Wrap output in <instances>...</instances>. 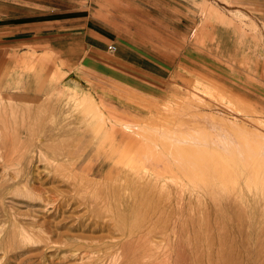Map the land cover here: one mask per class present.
<instances>
[{"label":"rangeland","instance_id":"rangeland-1","mask_svg":"<svg viewBox=\"0 0 264 264\" xmlns=\"http://www.w3.org/2000/svg\"><path fill=\"white\" fill-rule=\"evenodd\" d=\"M73 8L112 63L29 26ZM4 66L0 144L29 146L4 188L0 158V264H264V0H0Z\"/></svg>","mask_w":264,"mask_h":264},{"label":"crops","instance_id":"crops-1","mask_svg":"<svg viewBox=\"0 0 264 264\" xmlns=\"http://www.w3.org/2000/svg\"><path fill=\"white\" fill-rule=\"evenodd\" d=\"M83 1L91 2L92 0H81L82 3ZM57 15L47 17L50 19L43 20L39 24V26L37 24L39 23V21L31 22L29 23V26L33 25L36 30L43 28V27L53 28V29L55 28L54 29L55 32L53 33V35L59 36V37H73L72 33H77L76 35H79L81 39V44L78 46L82 54L81 61H80V64H82V66H85L84 64L87 59V56L85 57L82 51L84 48L86 49L88 46H90L93 49L89 53L91 60L89 61L87 60V62L91 64V63L97 62L95 59L98 60V58H100L103 61H106L105 63H112V62H109V61H112L110 60V58H106L105 56L100 57V55H101V52H103L101 47L105 45L106 39H107V35L105 34L106 32L103 29H108L107 26H109V24L115 25L114 23L110 22L109 19H104L103 17H101L100 15L96 13H93L92 16H90L89 14L85 15L84 8H79V9L73 8L69 12L61 13L60 16H57ZM42 24L43 26H41ZM105 25H106V28L104 27ZM40 35H43V34L40 33ZM90 43H93V44H90ZM109 52H112V51H109ZM120 59H124V58H120ZM5 70H6V67L5 66L2 67V69H0V74H3L5 80H8L9 78L8 76H6ZM72 77L74 78L76 84H82V81H84L82 77L80 78L79 76H77L78 77L77 78L74 75H72ZM65 85H66V82H65ZM76 90H79V89H76ZM86 97H89V96H86Z\"/></svg>","mask_w":264,"mask_h":264},{"label":"bare ground","instance_id":"bare-ground-1","mask_svg":"<svg viewBox=\"0 0 264 264\" xmlns=\"http://www.w3.org/2000/svg\"><path fill=\"white\" fill-rule=\"evenodd\" d=\"M201 78V77H200ZM35 80V79H34ZM37 80V79H36ZM35 80V81H36ZM1 85H2V83H0V87H1ZM40 85V84H39ZM201 86V85H200ZM215 87V86H214ZM201 91V90H200ZM215 91H216V94H218L219 96H221V97H223V95H225V94H223L224 92L221 90V89H219V88H217V89H215ZM206 93V92H205ZM207 93H208V91H207ZM213 94H214V92H213ZM212 95V94H211ZM3 94H1L0 93V98H3ZM210 96V95H209ZM213 96V95H212ZM9 97V96H8ZM214 97V96H213ZM215 97H216V95H215ZM10 98V97H9ZM17 98V97H16ZM217 98V97H216ZM215 98V99H216ZM228 98V97H227ZM230 98H232V99H230L231 100V102H230V100H229V102L230 103H235V102H239V101H237V100H235V98L234 97H230ZM8 99V98H7ZM207 99V98H206ZM218 99V98H217ZM1 100V99H0ZM11 100V99H10ZM208 101V100H207ZM223 101V100H222ZM10 102V101H9ZM205 103H206V101H204ZM208 102H210V101H208ZM223 102H226V101H223ZM228 102V103H229ZM2 104H3V101L1 102ZM212 102H210L209 104H211ZM240 103V102H239ZM207 104V103H206ZM206 104H204V105H206ZM241 105H242V107L241 108H243V106H246V105H243L244 103H240ZM240 104H239V106H240ZM236 106H237V104H235ZM207 106V105H206ZM209 106V105H208ZM2 107H3V105H2ZM10 107V106H9ZM211 107V106H210ZM214 107V106H213ZM218 107V106H217ZM240 108V107H239ZM245 108V107H244ZM246 109V108H245ZM244 110V109H243ZM249 110H250V108H249ZM11 111V110H10ZM12 112V111H11ZM245 112H247V111H245ZM252 112V111H251ZM13 114V113H12ZM9 115V114H8ZM5 116V115H4ZM7 117V116H6ZM14 116H12V118H13ZM10 118V117H9ZM11 118V119H12ZM15 118V117H14ZM10 120V119H9ZM3 121V120H2ZM6 121H7V119H6ZM3 123H6V122H4L3 121ZM257 123V122H256ZM15 124V123H14ZM259 124V123H258ZM9 126H10V124H9ZM15 126V125H14ZM142 127H144V126H142ZM15 128H16V126H15ZM140 129H142V128H140ZM147 129V128H146ZM150 129V128H149ZM5 130V129H4ZM143 130H145V129H143ZM142 130V131H143ZM8 131V130H7ZM2 132V131H1ZM3 133H5V132H3ZM202 133V132H201ZM256 133V132H255ZM11 134V133H10ZM189 134V133H188ZM187 134V135H188ZM256 135V134H255ZM263 135V134H262ZM205 136V135H204ZM182 138H183V136H182ZM2 139V138H1ZM184 139V138H183ZM187 140V139H186ZM155 141V140H154ZM161 141V140H160ZM162 141H163V139H162ZM161 141V142H162ZM184 141V140H183ZM156 142V141H155ZM164 142H166V141H164ZM261 142V141H260ZM156 143H158V142H156ZM153 144H154V142H153ZM161 144V143H160ZM165 144V143H164ZM172 145V144H171ZM0 148H1V150H2V153L0 152V158H2L3 159V164H2V168H3V170H4V173H5V175L3 176V181H4V183L1 185V187L2 188H4L5 187V185L8 183V181L5 179V177L6 178H9V176H10V173H9V171L14 167L15 168V165L17 164H15V162H18V161H15V159L13 158V156H10V155H5L4 153H5V151H8V150H11L10 151V153L11 152H14L19 146H22V148H24V147H27V146H29V145H27V143L26 142H23V141H21V142H18V141H13V142H9L8 144H4V145H1L0 144ZM146 145H144V147H145ZM178 146V145H177ZM187 145H185V147H186ZM170 147V146H169ZM180 147H182V145L181 146H179V148ZM183 147H184V145H183ZM189 147V146H188ZM151 149L153 148V147H150ZM159 148V147H158ZM163 148V147H162ZM166 148H168L167 146H166ZM178 148V149H179ZM190 148V147H189ZM193 148V147H192ZM196 148H198V147H196ZM202 148V147H201ZM138 149V148H137ZM141 150L139 151V152H137L138 154L140 153H146L145 151H143L142 152V150H144V149H142V148H140ZM157 149V148H156ZM156 149H152V157L153 156H155V157H153V158H149L150 160H147V161H149V162H151L152 163V166L150 165V168H153L154 169V173H156L157 174V176H156V178L158 179H160V175H161V173L160 172H164L165 171V169H167V171L170 169V170H172V167H171V165H170V163L171 162H169V159L167 158V156L164 154V152H159V151H157ZM191 149V148H190ZM0 150V151H1ZM148 150H149V147H148ZM160 150H161V148H160ZM164 150H166V149H164ZM168 150V149H167ZM172 150V149H171ZM176 150V149H175ZM179 150H181V149H179ZM178 150V151H179ZM183 150V149H182ZM181 150V151H182ZM186 150V149H185ZM187 150H188V148H187ZM191 150H193V149H191ZM204 150V149H203ZM202 150V151H203ZM137 151V150H136ZM169 151V150H168ZM197 151V150H196ZM196 151H195V153L193 152V151H191L192 153H194V156L196 155ZM201 151V152H202ZM148 152V151H147ZM149 152V153H150ZM167 152V151H166ZM170 152V151H169ZM174 152V151H173ZM172 152V153H173ZM188 152H190V151H188ZM206 152V151H205ZM205 152L203 153L204 155H205ZM14 153H16V152H14ZM41 153V152H40ZM133 153V152H132ZM137 153H135L134 155H133V157L131 158L130 157V159H129V161H128V165H129V163L130 162H133V163H136L135 161L137 160V158H139L138 156H137ZM175 153V152H174ZM178 153V152H177ZM184 153V152H183ZM185 153H187V152H185ZM191 153V154H192ZM199 153V152H198ZM12 154V153H11ZM169 154V153H168ZM176 154V153H175ZM182 154V153H181ZM181 154H179L180 156H181ZM189 154V153H188ZM42 153H41V157H42ZM146 155V154H145ZM172 154L170 153L169 154V156H171ZM178 155V156H179ZM183 156L182 157H184V158H186L185 156H184V154H182ZM198 155V154H197ZM197 155L195 156V157H197ZM202 155V154H201ZM35 156V155H34ZM137 156V157H136ZM140 156V155H139ZM146 156H148V155H146ZM173 156V155H172ZM179 156V157H180ZM190 155H188V157H189ZM193 155H191V157H192ZM149 157H150V155H149ZM191 157L190 158H188V159H191ZM195 157H194V159H195ZM205 157V156H204ZM183 158V159H184ZM36 159V158H35ZM124 159V156H119V160L118 161H121V160H123ZM140 159V158H139ZM138 159V160H139ZM187 159V158H186ZM197 159V158H196ZM201 159V158H200ZM214 159V158H213ZM217 159V158H216ZM40 160V159H39ZM173 160V159H172ZM178 160H179V158H178ZM177 160V161H178ZM199 160V158L197 159V161ZM215 160V159H214ZM176 161V162H177ZM200 161V160H199ZM180 162V161H179ZM183 162H186V160L185 161H183ZM183 162H182V164H183ZM203 162V161H202ZM213 162V161H212ZM215 162V161H214ZM216 162H217V160H216ZM178 163V162H177ZM176 163V164H177ZM188 163V162H187ZM195 162H193L192 161V164H194ZM197 163V162H196ZM209 163H211V162H209ZM179 164V163H178ZM178 164L176 165V166H178ZM185 164V163H184ZM215 164V163H214ZM128 165L126 164V166H125V169L128 167ZM132 164H130V166H131ZM186 165V164H185ZM195 165H197V164H195ZM211 165V164H210ZM73 166V165H72ZM176 166L174 165V167L176 168ZM187 166H190L189 164L187 165ZM193 166V165H192ZM206 166H207V164H206ZM70 167V166H69ZM82 167V166H81ZM132 167V166H131ZM133 167H136V165L134 166V164H133ZM214 167H215V165H214ZM217 167V166H216ZM63 168V167H62ZM79 168H80V166H79ZM86 168L88 169V167L86 166ZM93 167H91V169H92ZM146 168V167H145ZM163 169L162 171H160L161 169ZM189 168V167H188ZM187 168V169H188ZM201 168V167H200ZM204 168V167H203ZM213 168V167H212ZM90 169V170H91ZM180 169V168H179ZM186 169V170H187ZM207 169H208V167H207ZM16 170H17V168H16ZM15 170V171H16ZM59 170H60V168H59ZM67 170V169H66ZM76 170V169H75ZM183 170V169H182ZM191 170L193 171V168H191ZM191 170L189 171V170H187V172L186 173H188V172H191ZM196 170V169H195ZM206 170V169H205ZM211 170V169H210ZM216 170H217V168H216ZM68 171V170H67ZM71 171V170H70ZM77 171V170H76ZM147 171V170H146ZM151 171V170H150ZM199 171V170H198ZM204 171V170H203ZM208 171V170H207ZM11 172V171H10ZM19 171H16L15 173L13 172V174H16L15 176H16V179L14 180V178L15 177H13V178H10V180L9 181H11V183L10 184H8V185H10V186H14V185H20V183H21V181H19L17 178L19 177V173H18ZM92 172V171H91ZM158 172V173H157ZM162 172V173H163ZM168 172H170V171H168ZM184 172H185V170H184ZM77 173V172H76ZM137 173V172H136ZM147 173V172H146ZM153 173V174H154ZM198 173V172H197ZM143 174V173H142ZM149 174V173H148ZM164 174H165V172H164ZM218 174V173H217ZM221 174V173H220ZM176 175V174H175ZM187 175V174H186ZM192 175V174H191ZM194 175V174H193ZM144 176H146V174L144 175ZM202 177H203V174H202ZM219 177V176H218ZM139 178V177H138ZM141 178V180H139V181H142L144 178H142V177H140ZM149 178V177H148ZM147 178V180H148V182H149V179ZM185 178H186V176H185ZM158 179V180H159ZM151 180V179H150ZM188 180H191V179H188ZM211 180V179H210ZM7 181V182H6ZM41 181V180H40ZM39 181V182H40ZM144 181V180H143ZM178 181V180H177ZM213 181V180H212ZM136 182V181H135ZM157 182V181H156ZM156 182H154V183H156ZM180 182V181H179ZM216 182V181H215ZM24 183V190H25V192L26 193H30L31 195H34V194H37L38 195V193H36L37 191H35V188L33 189V188H31L30 187V183H31V179L29 178V177H27V179H25V181L23 182ZM138 184V183H137ZM148 185H149V183H148ZM156 185V184H155ZM137 186V185H136ZM158 186V185H157ZM157 186H156V188H157ZM161 186V185H160ZM146 187V186H145ZM154 187V186H153ZM152 187V188H153ZM14 188V187H13ZM143 188H144V186H143ZM207 189V188H206ZM137 190V189H136ZM204 190V189H203ZM217 190V189H216ZM39 192V191H38ZM47 192V191H46ZM160 192V191H159ZM158 192V193H159ZM207 192H209V191H207ZM143 193V192H142ZM156 193V192H155ZM211 193V192H210ZM151 194V193H150ZM147 195H148V193H147ZM160 195V194H159ZM199 195V194H198ZM198 195H196V198L199 200V196ZM209 195V194H208ZM47 196V195H46ZM31 197V196H30ZM38 198V197H37ZM201 198V197H200ZM49 201V200H48ZM145 201V200H144ZM146 202V201H145ZM199 202H200V200H199ZM198 202V203H199ZM42 204V203H41ZM192 205V204H191ZM200 205V204H199ZM220 205V204H219ZM140 206H141V204H140ZM205 206V205H204ZM218 206V205H217ZM216 206V207H217ZM55 207V206H54ZM48 208V207H47ZM196 209H198V208H196ZM193 210V209H192ZM13 211V210H12ZM162 213V212H161ZM36 214V213H35ZM208 217V216H207ZM157 223V222H156ZM34 224V223H33ZM36 224V223H35ZM40 224V223H39ZM208 224V223H207ZM29 225V224H28ZM27 225V226H28ZM32 227V226H31ZM16 228H17V226H16ZM37 229V228H36ZM14 230H16V229H14ZM21 230V229H20ZM19 231V230H18ZM27 231V230H26ZM25 231V232H26ZM21 232V231H20ZM12 234H13V232H12ZM18 236V235H17ZM132 237V236H131ZM28 241H29V239H28ZM143 241V240H142ZM138 242H139V240H138ZM142 243V242H141ZM138 244V243H137ZM143 244V243H142ZM135 249V248H134ZM125 252V251H124ZM204 253V252H203ZM130 255V254H129ZM118 257V256H117ZM121 257V256H120ZM114 259V258H113ZM115 260V259H114ZM131 260H132V258H131ZM139 260V259H138ZM109 261V260H108ZM112 261V260H111ZM218 261V260H217ZM134 262V261H133ZM127 264V263H126Z\"/></svg>","mask_w":264,"mask_h":264},{"label":"built area","instance_id":"built-area-1","mask_svg":"<svg viewBox=\"0 0 264 264\" xmlns=\"http://www.w3.org/2000/svg\"><path fill=\"white\" fill-rule=\"evenodd\" d=\"M109 49L112 51V50H114V47H113V46H111Z\"/></svg>","mask_w":264,"mask_h":264}]
</instances>
